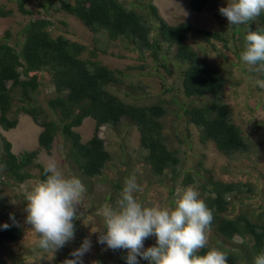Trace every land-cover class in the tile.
<instances>
[{
    "label": "trees",
    "instance_id": "obj_1",
    "mask_svg": "<svg viewBox=\"0 0 264 264\" xmlns=\"http://www.w3.org/2000/svg\"><path fill=\"white\" fill-rule=\"evenodd\" d=\"M10 2L16 9L0 6V17L12 18L17 10L29 22L16 34L7 30L0 35V126L5 131L13 130L19 124L20 115L24 114L32 117L43 130L38 137L39 147L19 154L14 153L12 143L0 133V187L17 188L35 177L34 170L39 171L41 180L45 179L44 166L37 162L38 156L42 150L51 154L61 137L70 146L66 159L80 177L93 179L100 176L106 182H113L114 188L121 189L119 183L104 173L112 153L98 131L101 126L124 131L127 127L122 124L126 120L137 129L140 148L147 152L144 166H149L156 176L165 178L170 172L177 177L181 163L179 152L169 149L163 137L165 102L153 99V103L148 89L139 94L137 90H141L142 83H133L131 78L146 74L143 69L149 68L150 61L155 66L149 74L162 77L158 68L165 70L168 78L165 86H171L168 92L172 99L179 95L187 99L181 113L188 124L202 130L203 144L213 143L224 155L250 150V144L232 122L229 107L223 100L230 81L218 65L200 56L189 38L195 35L204 40V36L206 41L217 40L229 50L231 42L246 40L249 30L264 32V13L238 28H229L227 24V32L226 29H198L191 23L171 25L161 18L158 8L151 3L147 4L144 13L135 3L129 6L128 0H38V9L30 8L29 0ZM206 2L193 0L191 5L196 10L210 8ZM55 4L58 7L54 10ZM56 12L75 17L94 34L105 33L110 41H118L125 49L138 50L143 64L124 70L113 69L100 60L97 49L64 35L54 36L52 14ZM152 18L158 20L159 25H151ZM163 43L168 44L167 52ZM242 51L243 47L242 50L237 48L236 53ZM101 52L106 53L105 50ZM171 53L174 60L170 59ZM49 86H52L51 92H48ZM88 118L95 121V130L92 138L83 142L75 129ZM121 154V162L128 165L126 153L121 151ZM199 166H203L202 162ZM193 175L202 182L200 198L214 214L212 242L228 254L229 264H253L254 257L264 251V213L257 217L255 213H241L228 218L226 213L233 203L229 196L236 193L237 184L204 181V175L192 171L181 182V190L194 183ZM208 183L212 185L209 191ZM10 213V205L0 196V264H8L3 258V254H10L5 247L17 243L22 236L20 225L17 221L13 224ZM5 223L12 226L5 230L2 227ZM236 238L242 242L235 243ZM209 250L211 248L207 246L200 254ZM125 255L121 253L122 257ZM66 258L72 257L67 254ZM13 261L24 264L20 257Z\"/></svg>",
    "mask_w": 264,
    "mask_h": 264
},
{
    "label": "rangeland",
    "instance_id": "obj_2",
    "mask_svg": "<svg viewBox=\"0 0 264 264\" xmlns=\"http://www.w3.org/2000/svg\"><path fill=\"white\" fill-rule=\"evenodd\" d=\"M29 1L30 8L38 9V0ZM44 1L40 0V2ZM149 1L158 5L162 17L172 25L192 23L200 29L216 31L224 30L228 24L227 19L219 13L220 7L227 6V0H219L215 3H209L211 0H207L206 3H209L210 8L206 7L201 12H197L191 7L192 0H132V3L144 9ZM57 4H55L54 10L58 7ZM0 6L16 9V5L10 0H0ZM15 11V16L12 18L0 17V35H3L7 30H12L16 34L29 22L28 18H25L17 10ZM52 15V20L55 22L54 36L64 35L75 42L97 49L100 52V60L109 67L124 70L129 66L143 64L137 51L125 49L119 42H109L105 33L94 34L90 32L73 16L58 12ZM189 42L197 48L200 56L224 70L226 79L228 78L230 84L227 86L223 100L231 109L232 122L239 126L250 144V150L224 155L216 149L213 143L202 144L201 129L188 124L182 116L181 107L187 102V99L183 98L182 95L172 99L171 93L168 92L171 86H165L168 80L165 70L158 68L162 77L149 74L148 71H152L155 66L150 61L147 65L149 68L143 70L146 74L131 76V78L133 83H142L141 90H137L139 94L144 91L147 92L148 89V96L153 103V99L166 102V114L162 119L163 137L169 149L179 152L181 163L178 166V176L174 177L170 172H167L168 176L165 178L159 177L153 174L148 165V168L144 166V157L147 152L140 148L138 131L127 120L122 124L127 127L124 131H113L108 126H103L99 130L100 137L104 139L107 149L112 153V159L104 173L119 183L121 189L114 188L113 182H106L100 176L93 179L80 177L77 169L73 168L66 159L69 144L59 137L51 154L41 151L37 162L44 167L50 161L56 162L65 175L78 177L86 187L80 205L81 215L79 220L74 221L76 226L75 239L56 253L44 252L38 247L39 234L35 233L25 223L27 213L24 211L27 193L36 182L41 181L39 171L34 170L35 177L31 181L14 189L0 187V196L4 197L10 205V211L16 216L15 219L22 229L20 240L17 243L7 245L4 249L10 253L9 256L6 253L3 254V258L8 264H14L13 259L18 257L24 261V264H60L67 254L70 255L71 252L81 246L85 238H90L92 241L91 250L83 258L85 264H126L121 256V253L126 254L124 250L114 252L107 249L106 245L98 244L97 236L99 233L92 231L106 230L103 217L97 213L105 204L117 206L124 186V179L132 174L137 176L138 183L144 188V191L137 195L146 205L157 202L161 205H172L178 190H181L180 185L186 174L199 171L204 175V181L211 179L237 184L236 193L229 196L233 203L226 213L228 218H235L241 213L250 215L255 213L256 217L264 213V89L255 83L257 79H260L259 75L252 74L247 69V65H244L238 58L240 53H236L237 48L242 50L243 47V50L245 49L246 40L243 38L237 43L231 42L229 50L224 49L222 43H216L217 51L210 49L204 40L195 35H192V39L189 38ZM163 47L167 52V44H164ZM102 50H105L106 53H102ZM121 55L124 58H121ZM224 56L227 57L228 61L225 60ZM173 58L174 55L171 53L170 59ZM232 62L236 65L232 66L230 64ZM133 73H139V71ZM175 86L178 87V84ZM51 89L52 86H49L48 92H51ZM116 89L113 88V90ZM76 130L81 134L83 142H87L93 136L95 122L88 118ZM41 131L42 128L30 116L24 114L20 115L16 129L4 131L0 127V133L12 143L13 151L16 154L38 148V136ZM121 151L126 153L125 157L127 162L129 161L126 166L121 162L123 156ZM200 162L203 166H199ZM193 177L194 183L189 186L200 193L199 187L202 182L196 175ZM206 188L209 191L212 189V185L209 184ZM235 195L237 197H234ZM213 237L211 230L208 246L211 249H217L212 242ZM234 242L240 243L242 240L236 238ZM154 244L155 237H150L145 241V248ZM140 264H148V262L141 260Z\"/></svg>",
    "mask_w": 264,
    "mask_h": 264
},
{
    "label": "clouds",
    "instance_id": "obj_3",
    "mask_svg": "<svg viewBox=\"0 0 264 264\" xmlns=\"http://www.w3.org/2000/svg\"><path fill=\"white\" fill-rule=\"evenodd\" d=\"M128 3L132 6V0H128ZM148 3L156 6L161 18L166 21L158 5L153 1ZM147 4L144 9L141 5L144 13L147 10ZM203 9L194 10L201 12ZM219 13L227 19L229 28L232 26L238 28L239 25L255 21L264 13V0H227V6L220 7ZM150 24L157 26L159 21L152 18ZM225 29L227 30V27ZM153 35L154 33L151 34L152 37ZM203 39L210 49L217 51L216 43L221 42L214 39L206 41L204 36ZM109 42L118 41L109 40ZM164 44L167 43H163V46ZM135 51L139 54L138 50ZM240 59L252 74L259 75L260 79H257L255 83L264 89V32L248 31L246 47L241 52ZM164 105L166 109V102ZM229 110L231 112L230 108ZM37 125L41 128L39 124ZM44 176L45 179L36 182L26 195L25 223L39 234L38 247L40 249L44 252L56 253L75 239L74 221L79 220L81 215L80 205L86 187L78 177L65 175L54 161H50L44 167ZM143 191L144 188L138 183L137 176L132 174L124 181L117 206L105 204L101 207L97 214L103 217L106 230L92 231L99 233L98 244L106 245L107 249L114 252L124 250L126 255L122 259L126 264H140L141 260L147 261L148 264H229L228 254L219 249L212 248L206 254H200L201 250L207 248L209 244L214 214L207 203L200 198L197 190L191 186L178 190L174 203L170 206L161 205L158 202L150 205L144 204L137 195ZM9 218L13 224H16L14 214L10 213ZM11 226L5 223L2 227L7 230ZM150 237H155V244L145 248V241ZM91 248V239L85 238L81 246L70 253L72 258H66L63 264H84L83 258ZM253 264H264V251L254 257Z\"/></svg>",
    "mask_w": 264,
    "mask_h": 264
}]
</instances>
